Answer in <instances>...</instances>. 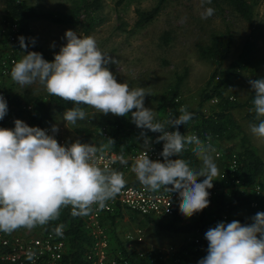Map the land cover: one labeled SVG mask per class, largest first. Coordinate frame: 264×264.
<instances>
[{
	"label": "clouds",
	"instance_id": "9594fccd",
	"mask_svg": "<svg viewBox=\"0 0 264 264\" xmlns=\"http://www.w3.org/2000/svg\"><path fill=\"white\" fill-rule=\"evenodd\" d=\"M214 11L206 8L201 19L213 16ZM64 38L67 43L54 54V60L48 61L39 52L27 51L26 38L18 37L25 55L14 62L11 79L20 86L39 82L50 96L75 105L63 113L66 126L86 120L87 113L80 105H87L104 115L125 117L130 113L138 128L162 133L156 142H164L160 154L163 161L150 159L145 151L134 160L131 171L150 191L164 187L169 193H178L179 210L185 217L206 209L210 205L208 190L219 175L210 154L214 149L178 130L167 131L165 124L156 122L153 110L145 107V98L150 94L143 87L130 88L127 83L117 82L106 67L115 61L102 53L94 37H81L67 30ZM27 39L36 43L34 38ZM248 82L254 93L253 111L259 120L250 131L264 138V78ZM178 112V116L170 115L168 128H178L193 118L185 106H180ZM7 114V101L0 94V120ZM14 124L11 129L0 127V232L46 225L58 219L61 209L69 205L73 216H86L94 204L103 209L125 187L123 173L97 165L98 149L94 144L76 140L61 145L45 129L20 119ZM51 130L57 133L59 128L53 125ZM141 135L147 145L146 133ZM110 142L114 143L112 139ZM188 144L195 145L193 151L202 161L198 171L183 159H172L179 157ZM121 163L127 161L121 157ZM200 177L204 179L198 182ZM251 220L248 224L237 220L218 222L209 228L205 233L207 255L198 264H264V212L256 213ZM56 233L62 234L61 229L57 228Z\"/></svg>",
	"mask_w": 264,
	"mask_h": 264
},
{
	"label": "trees",
	"instance_id": "16d2710c",
	"mask_svg": "<svg viewBox=\"0 0 264 264\" xmlns=\"http://www.w3.org/2000/svg\"><path fill=\"white\" fill-rule=\"evenodd\" d=\"M124 1L126 0H115V4L120 5ZM165 1L157 0L154 5L147 9L136 8L137 19L135 24L144 25L152 20L161 10ZM211 1L216 6H220L223 1L226 2L246 21L250 22L254 16L256 0ZM99 7L100 0H74L73 5L67 13L50 9H38L26 0H5L0 23L2 29L0 31V59L5 54L7 48L10 47V24L13 22L18 26V31L16 32L17 39L20 36L26 38L25 42L28 44L27 51L39 52L43 55L44 59L52 61L54 60V54L39 44L31 29V20L46 19L54 23L73 25L80 23L81 20L78 16L82 11H90L91 9H97ZM87 28V26L84 27L82 24L83 30L86 31ZM27 38H34L36 43L33 45ZM250 46V43L247 41L242 46L238 56L227 65H224L231 51V35L228 34V37H225L219 32H212L206 42L196 45L199 56L214 61L215 66L199 92V99L196 106L187 108V111L192 114V120L185 125L178 126V128L171 126L168 128V124L166 123L170 115L178 116L180 114L176 99L181 93L182 85L187 75L186 68L184 71L175 73L174 81L161 92L155 110L156 122L165 124L167 131L178 130L182 135L187 137L188 131L192 130L197 133L198 137L203 139L208 138L212 144L213 141H218L220 145L217 148L222 152L223 157L216 156L217 160L214 161L219 167V173L226 166L227 157L231 153H235L238 158L236 173L240 182L235 183L229 178L231 182L225 183L218 175L216 180L213 181L214 187H217V193L214 197L209 198L210 205L203 211L194 214L185 224H175L180 217H184L179 208H175L174 212L169 216V220L166 222V218L163 216L140 213L122 206L119 203H116L112 211L108 213L111 224L115 223L116 217L123 216L127 212L134 224L133 226L141 230L142 228H146L149 222H152L159 229L188 233L189 239L182 243L176 252H174V256L176 255L180 258V263L173 262V264L187 263L192 256L207 255L208 241L205 239V233L209 228L215 227L218 222H225L223 214L232 216L233 213L240 209L246 210L254 215L258 212H264V182L261 181L262 183H259L260 178L264 180V159L259 154L257 146L252 143L233 112L236 108L245 107L246 112L244 117L246 120L253 124H258L259 120L253 111L252 104L254 93L251 92L250 87L245 99L239 100L227 92V86L238 78L241 72L250 65ZM19 50L25 55L24 49L19 47ZM259 78H264V72L257 73L253 77V79ZM6 95L8 114L3 120H0V127L9 129L15 127L14 121L16 119L22 120V113L27 114L28 120L23 121L29 126H38L43 129L45 124L55 119V113L63 114L66 109L75 106L71 102L64 101L59 97L50 96L47 92L46 94H35L31 89L23 93L12 94L7 91ZM213 98L216 99V102L208 111H205V103ZM22 102L31 104V108L27 111L22 110L19 107ZM80 107L85 109L88 106L80 105ZM159 110L163 111L162 116L158 115ZM105 124V130L89 126H78L76 130L83 137L93 139L94 145L99 152L104 148L107 151L121 152L125 149L128 151L131 148L143 147L145 145L144 141L139 144V142L134 140V135L139 132L146 133L148 142L155 147L161 146L164 143L163 141L156 142L162 133L138 128L132 123L130 113L125 117H117L110 114L105 118ZM110 139L114 143L110 142ZM211 143L204 146H212ZM194 148L195 146L188 144L186 145L185 151L179 157L174 156L172 159H183L189 163L190 167L198 171L200 170V159L193 151ZM212 155L214 156V152ZM160 161H163V158ZM122 165L118 161L112 165L110 170L119 172ZM124 179L126 181L125 185L140 183L133 172L124 177ZM203 179L204 177H200L198 181L201 182ZM255 183L261 185L262 191L259 194H256L253 190ZM160 189L165 188L161 187ZM252 200H256V205L251 204ZM233 220H237L242 224L246 223V220L243 218H235ZM83 221H85L84 216L72 215V207L70 205L63 207L58 219L51 221L53 225L62 224L65 226L64 239L67 248L63 254L61 264H88L85 260V253L91 243V237L84 231ZM49 226H51L50 223L46 225V229ZM132 229L128 228L123 232L122 236L118 235V245H120L119 247H121L123 255L129 259V264H151L152 260L156 264H166V259L162 251L147 249L143 255H140L137 246H134L132 249H127L124 236L126 232ZM142 233H144L143 230ZM144 234L143 236H146ZM174 256L171 258L173 259Z\"/></svg>",
	"mask_w": 264,
	"mask_h": 264
},
{
	"label": "rangeland",
	"instance_id": "374dc122",
	"mask_svg": "<svg viewBox=\"0 0 264 264\" xmlns=\"http://www.w3.org/2000/svg\"><path fill=\"white\" fill-rule=\"evenodd\" d=\"M26 1L35 5L38 9L68 13L74 0ZM156 1L126 0L122 4L116 5L115 0H100L99 8L82 11L79 14L78 18L81 21L78 24L68 25L54 23L46 19H32L30 26L39 44L53 54L58 53L60 47L67 43L64 38L67 30H73L81 37H94L102 53L108 54L115 61L109 63L106 67L113 73L117 82L127 83L130 88L143 87L150 94L145 98V107L151 108L154 114L161 92L174 81L175 73L184 71L185 68L187 75L181 93L176 99L178 107L185 106L187 109L196 106L199 92L215 66L214 61L199 56L196 45L206 42L212 32H219L225 37L230 34L231 51L224 65H227L238 56L242 46L247 41L251 45L249 52L250 65L227 86V92L233 97L239 100L245 99L251 87L248 82L249 79H253L257 73L264 72V0H256L254 16L250 22L246 21L224 1L221 2L220 6H216L212 1L209 4L207 0H166L161 10L152 20L144 25H136V8H150ZM4 2L5 0H0V23ZM208 7L215 10L214 15L207 19H201V13ZM182 18L186 19L182 22ZM82 24L84 27H88L86 31L82 29ZM53 44L55 47H52ZM23 56L24 54L19 50L17 53L18 61ZM10 73L11 71L5 73L0 70V94H6L7 91L10 94L23 93L28 89H31L35 94H46V90L39 82L20 86L11 79ZM215 102L216 99L207 101L204 110L208 111ZM84 111L87 113V119L78 121L76 125L68 124L66 126L63 114L60 113H55V119L45 125L49 126L50 129L53 125L58 126L59 131L57 133L51 132L61 145L73 143L76 140L86 144L93 143V139L83 137L76 128L78 126H89L105 130V118L111 113L104 115L96 112L91 107L85 108ZM233 112L264 159V138L251 133L250 128L253 123H250L244 117L246 108L239 107L234 109ZM158 115L162 116L163 111L159 110ZM141 133L134 135V140L139 144L143 141L145 143V138ZM61 138L64 141H60ZM210 154L212 155L213 152ZM214 156L212 155L216 161L217 158ZM199 165L201 168V160ZM261 181L264 182L260 178V184ZM253 216L255 215L240 209L232 216L229 215L225 222H230L235 218H243L246 220L245 224H248L252 222L251 218ZM123 222L122 226L125 228L122 232L134 225L132 221V224L127 220ZM148 227L150 229L147 227L142 228L145 235L155 237V232L159 228L155 226ZM145 240V249L153 247V250H159L154 248L156 245L152 244L151 241ZM180 242L182 241H177L174 244V249L171 247L168 250L163 249L162 252L167 260L166 264H173L174 261L171 257L174 256V252L178 248L176 244ZM205 256H192L184 264H198L199 260Z\"/></svg>",
	"mask_w": 264,
	"mask_h": 264
},
{
	"label": "built area",
	"instance_id": "2783aa9c",
	"mask_svg": "<svg viewBox=\"0 0 264 264\" xmlns=\"http://www.w3.org/2000/svg\"><path fill=\"white\" fill-rule=\"evenodd\" d=\"M18 26L15 22L10 24L9 45L5 54L0 59V70L9 73L14 65L18 62L17 53L20 47L19 41L16 36ZM7 99L6 94H2ZM215 99V98H213ZM212 99V100H213ZM22 110H29L31 104L22 102L19 106ZM49 131L48 127H44ZM187 137L197 138V133L192 131L187 134ZM206 144L211 141L208 138L204 139ZM163 145L155 147L148 144L143 147L131 148L128 151L122 150L121 152L109 151L96 156L98 166L103 168L111 167L114 163L120 161L123 157L127 163H122L119 172L125 175V172L130 169V161H133L143 152L147 151L149 158L152 160H160L163 157L160 155L163 151ZM211 148L214 149V155L223 157L222 152L211 143ZM238 166V158L235 153H231L227 157L226 166L221 169L219 177L225 183L234 181L239 183L240 179L237 176L236 168ZM229 178L231 180L229 181ZM199 182V181H198ZM253 190L256 194L261 193V185L255 183ZM210 193L209 198H212L217 193V187H212L208 190ZM180 198L178 193H169L166 189L159 191H150L141 183L127 184L121 192L114 198L107 201L103 209H99L97 205L92 206V211L84 216L85 224L89 227L91 243L85 253V260L88 264H129V259L123 255L122 250L116 253H111L110 238L105 224L102 223V217L112 211L116 203L128 207L140 213L152 214L154 216L169 217L179 204ZM256 200H252L251 204L256 205ZM264 205V202H263ZM228 216L223 214V219L226 221ZM226 223H229L226 222ZM60 228L62 234H57L56 229ZM65 232L61 225L52 226L49 229H42L37 235L27 236L23 233H5L0 232V264H61L63 254L65 252L66 241L64 239ZM126 247L132 249L134 246H139L144 242V236L140 229H134L126 232L125 234ZM147 249L141 248L139 254L143 255ZM31 256V259H29ZM164 259V258H163ZM152 260V259H151ZM178 263L180 258L174 256L172 259ZM151 264H156L153 260Z\"/></svg>",
	"mask_w": 264,
	"mask_h": 264
},
{
	"label": "crops",
	"instance_id": "0c3cea01",
	"mask_svg": "<svg viewBox=\"0 0 264 264\" xmlns=\"http://www.w3.org/2000/svg\"><path fill=\"white\" fill-rule=\"evenodd\" d=\"M210 101V100H209ZM21 119L22 120H28V116H27V114H23L22 116H21ZM241 123V122H240ZM251 123V122H250ZM44 127H47L46 125H44L43 126V129H44ZM48 128L50 129V127L48 126ZM52 130L50 129L49 131H47V133L49 134V135H52L53 133L51 132ZM192 131V130H191ZM191 131H188L189 133L191 132ZM54 135V134H53ZM194 139H196V140H199V141H201L202 142V144L203 145H206V143L204 142V139L203 138H200V137H197V138H194ZM60 141H64L63 140V138H61L60 139ZM218 142V141H217ZM216 141H213V145L217 148L218 147V144H219V142L217 143ZM88 144H94V142L93 143H88ZM191 145H193V146H195L194 144H191ZM105 152H109V151H107V149L106 148H104V149H102V150H100V152L98 151L97 152V154H96V156L98 155V154H102V153H105ZM130 161V169L129 170H127L126 172H125V176L124 177H126V176H128L130 173H132V171H131V166H132V164H133V161H131V160H129ZM99 167H101V168H103L102 166H99ZM112 167V166H111ZM111 167H109L108 169H110ZM131 176V175H130ZM129 176V177H130ZM176 208H179V204L176 206ZM110 213V212H109ZM166 219H165V222L166 221H168L169 220V217H165ZM109 219H110V217H109V214L107 213V214H105L103 217H102V223L103 224H105V226H106V228H107V230H108V235H109V238H110V248H111V253L113 254V253H116L119 249L121 250V247H119L120 245H118V242H119V237H118V235H121L122 236V234H123V229L125 228L124 226H122L123 225V221H125V220H127V222H130L131 223V218H130V216H128V214H127V212H125V214L123 215V216H118V217H116L115 218V223L114 224H111L110 223V221H109ZM189 220V218L188 217H180V219L179 220H177L176 222H175V224L176 225H180V224H185L187 221ZM50 224H51V226H49L47 229H49V228H51L52 226H57V225H61V226H63V228H64V232H65V226L64 225H62V224H57V225H53L52 224V222L50 221L49 222ZM132 224V223H131ZM47 225V224H46ZM46 225H43V226H36V227H34L33 229H31V230H28V229H26V228H23V227H21V228H18L17 230H15V231H13V232H11V233H23V234H25V235H27V236H30V235H37V234H39L40 232H41V230L42 229H46ZM120 226V227H119ZM148 226H154L153 225V223L151 222H149L148 224H147V228H149L150 229V227H148ZM114 227V228H113ZM156 227V226H155ZM83 228H84V231L87 233V235H89L90 236V230H89V227H87V225L85 224V221H83ZM131 228H133L132 230H134V229H139V228H136L135 226H131ZM141 230V229H140ZM157 230H159V231H157ZM156 230V232H155V234H156V236L155 237H153V236H151V235H149L148 237L147 236H144V237H146V239L148 240V241H151V243L152 244H154V245H156L154 248H156V249H159V251H163V249H166V250H168L169 249V247H171L172 249H174L173 248V246H174V244L177 242V241H182V242H180V243H177L176 245H178V248H179V246L180 245H182V243H184L185 241H187L188 239H189V236H188V233H186V232H176V231H172V230H166V229H157ZM131 231V230H130ZM142 231V230H141ZM171 231V232H170ZM122 232V233H121ZM144 234V233H143ZM145 235V234H144ZM167 236H169V237H167ZM177 236V237H176ZM91 237V236H90ZM158 237V238H157ZM67 245V244H66ZM139 246H141V248H146V240L144 239V242L142 243V244H140ZM148 246V245H147ZM66 248H67V246L65 247V250H66ZM141 248H139V250L141 249ZM153 248V247H152ZM151 248V249H152ZM177 248V249H178ZM147 249H149V248H147ZM165 259H166V257H164ZM165 261H167V260H165Z\"/></svg>",
	"mask_w": 264,
	"mask_h": 264
}]
</instances>
